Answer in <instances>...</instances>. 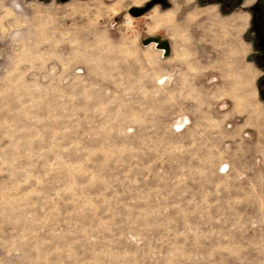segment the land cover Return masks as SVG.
I'll return each instance as SVG.
<instances>
[{"label": "rangeland", "instance_id": "374dc122", "mask_svg": "<svg viewBox=\"0 0 264 264\" xmlns=\"http://www.w3.org/2000/svg\"><path fill=\"white\" fill-rule=\"evenodd\" d=\"M154 1L0 0V264H264V0Z\"/></svg>", "mask_w": 264, "mask_h": 264}, {"label": "flooded vegetation", "instance_id": "af4514ba", "mask_svg": "<svg viewBox=\"0 0 264 264\" xmlns=\"http://www.w3.org/2000/svg\"><path fill=\"white\" fill-rule=\"evenodd\" d=\"M155 1L159 2V4H164L168 0H155ZM196 1H199L200 3H202L203 6L216 7L217 9L219 8L222 12H231L235 8H239V7H242L243 9H247L249 11V13L248 12H243V13H247V15L249 16L250 28L252 30V33L255 32L256 28L253 27V14L255 11L253 10L252 6H249V7L247 6L250 3L249 0H196ZM246 3H247V5H246ZM146 7H147L146 9L148 10L150 6L148 5ZM208 7H206V8H208ZM143 12H144V10H143ZM236 13H238V12H236ZM253 47H254V44H253ZM253 59L255 62L254 64H256V65H254L253 63L252 64L256 68V70L259 72V69L257 67V66H260V64L258 63L259 58H258V56H256ZM260 68H262V67L260 66ZM262 83H263L262 92L264 94V82H262Z\"/></svg>", "mask_w": 264, "mask_h": 264}, {"label": "water", "instance_id": "95a60500", "mask_svg": "<svg viewBox=\"0 0 264 264\" xmlns=\"http://www.w3.org/2000/svg\"><path fill=\"white\" fill-rule=\"evenodd\" d=\"M142 14H143V11H141V10H137V9L131 10V15H133L135 17L141 16ZM154 41H156V40H154ZM154 41H153V39H150V40L146 41L144 43V45L147 46V45L151 44ZM161 44H162L161 46H158L159 45L158 44L157 48L160 49V50H164L167 53V54H165V57H169V55H170L169 43L166 42V41H161Z\"/></svg>", "mask_w": 264, "mask_h": 264}, {"label": "bare ground", "instance_id": "6f19581e", "mask_svg": "<svg viewBox=\"0 0 264 264\" xmlns=\"http://www.w3.org/2000/svg\"><path fill=\"white\" fill-rule=\"evenodd\" d=\"M169 14H170V12L168 13V15H169ZM170 17H172V16H170ZM166 18L168 19V17H166ZM242 18H243V16H242ZM154 40H156V41H154ZM159 40H160V39H155V38H154V39H153L154 42H152L151 44H149V46L151 45V46L154 47V48L156 47L157 50H160V49L157 48V45H158V44H159L158 46H161V45H162V44H161V40H160V41H159ZM147 46H148V45H147ZM169 51H170V45H169ZM159 52H160L161 55H163V54H164V55L167 54L164 50H160ZM237 111H238V110H237Z\"/></svg>", "mask_w": 264, "mask_h": 264}, {"label": "crops", "instance_id": "0c3cea01", "mask_svg": "<svg viewBox=\"0 0 264 264\" xmlns=\"http://www.w3.org/2000/svg\"><path fill=\"white\" fill-rule=\"evenodd\" d=\"M169 45H170V54H171V52H172V44L169 43ZM156 51H157L158 53H160V52H159L160 50H157V49H156ZM169 56H170V55H169Z\"/></svg>", "mask_w": 264, "mask_h": 264}]
</instances>
